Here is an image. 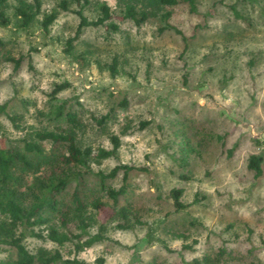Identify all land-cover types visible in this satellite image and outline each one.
I'll return each instance as SVG.
<instances>
[{"label":"rangeland","instance_id":"obj_1","mask_svg":"<svg viewBox=\"0 0 264 264\" xmlns=\"http://www.w3.org/2000/svg\"><path fill=\"white\" fill-rule=\"evenodd\" d=\"M60 1L42 0L28 28L17 9L32 0L3 9L10 24L0 26V139L22 145L37 132L65 131L68 112L79 117L83 147L112 149L117 136L115 155L92 164L85 198L109 203L95 175L135 167L121 200L135 216L128 228L108 221L105 240L79 254L32 237L28 250L60 249L88 264H194L225 249L222 264H264V163L259 178L248 168L264 144V0H196L195 12L166 7L140 26L121 21L118 0H91L90 20L105 3L113 20L85 29L71 52L78 7L60 11ZM54 12L45 32L42 21ZM166 14L172 29L161 31ZM122 177L107 185L119 189ZM175 188L184 190L181 212ZM89 212L97 220L91 205ZM13 253L1 246L0 261Z\"/></svg>","mask_w":264,"mask_h":264},{"label":"trees","instance_id":"obj_2","mask_svg":"<svg viewBox=\"0 0 264 264\" xmlns=\"http://www.w3.org/2000/svg\"><path fill=\"white\" fill-rule=\"evenodd\" d=\"M118 1L123 8L121 21L131 20L138 26L157 16L166 7L188 4L192 12L196 11V0ZM7 3L8 0H0V26L3 27L10 24V19L3 11ZM72 5L78 7L75 14L79 24L75 36L67 42L69 52L85 29L106 26L114 17L111 7L105 3L100 6L101 15L90 20L84 10L91 5V0H61L58 7L65 12ZM41 8L42 0H32L31 5L23 3L18 7L17 15L21 25L24 28L30 27L39 16ZM57 18L55 12L47 15L42 21L43 30L48 32ZM169 19L170 14L163 15L166 26L161 31L172 29ZM108 28L119 30L114 23ZM116 65L114 62L112 66L114 73ZM5 108V105L0 106V111H5ZM58 115L64 117L63 108ZM11 120L14 121L13 118ZM66 120L68 127L65 131L37 132L32 140L25 139L22 145L8 144L7 140L0 139V247H8V251L14 252L1 260L0 264H88L78 259H65L60 249L50 251L39 248L32 253L24 241L29 237L48 240L60 248L72 247L79 254L105 240L102 233L108 221H123L119 223L120 228L131 227L127 223L135 215L128 205L121 206V200L127 194L129 174L135 167L119 165L108 174L100 171L95 175L101 191L105 192L111 203L99 199L87 203L85 198L92 164L100 165L112 158L120 148V139L117 136L110 137L112 149L83 147L76 133L80 123L78 115L68 112ZM263 163V149L249 158L248 168L255 173L256 178L263 175ZM120 173L123 174L122 186L119 189L108 186L107 181L115 179ZM71 189L73 191L70 195ZM183 195V189L171 190L170 196L176 212L187 208ZM88 204L97 220L89 215ZM102 216L105 217L104 221L100 219ZM94 223L100 226L98 233L92 235L90 229ZM225 255L226 250L222 249L217 257L197 259L194 264H222ZM96 264H105V259L99 258Z\"/></svg>","mask_w":264,"mask_h":264},{"label":"built area","instance_id":"obj_3","mask_svg":"<svg viewBox=\"0 0 264 264\" xmlns=\"http://www.w3.org/2000/svg\"><path fill=\"white\" fill-rule=\"evenodd\" d=\"M263 151H264V146L262 147Z\"/></svg>","mask_w":264,"mask_h":264}]
</instances>
